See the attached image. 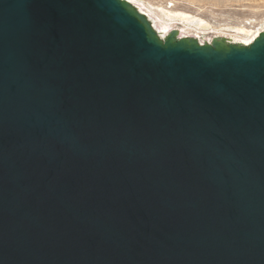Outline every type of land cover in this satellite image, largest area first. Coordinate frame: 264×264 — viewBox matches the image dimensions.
<instances>
[{
	"label": "water",
	"instance_id": "95a60500",
	"mask_svg": "<svg viewBox=\"0 0 264 264\" xmlns=\"http://www.w3.org/2000/svg\"><path fill=\"white\" fill-rule=\"evenodd\" d=\"M0 264H264V33L0 0Z\"/></svg>",
	"mask_w": 264,
	"mask_h": 264
},
{
	"label": "rangeland",
	"instance_id": "374dc122",
	"mask_svg": "<svg viewBox=\"0 0 264 264\" xmlns=\"http://www.w3.org/2000/svg\"><path fill=\"white\" fill-rule=\"evenodd\" d=\"M136 4L164 27L200 42L225 40L233 35L231 28L264 29V0H135ZM161 9L183 12L208 24L204 30L179 20H167ZM222 34V35H220ZM218 35V36H217ZM221 36V37H220ZM230 39V38H229Z\"/></svg>",
	"mask_w": 264,
	"mask_h": 264
},
{
	"label": "bare ground",
	"instance_id": "6f19581e",
	"mask_svg": "<svg viewBox=\"0 0 264 264\" xmlns=\"http://www.w3.org/2000/svg\"><path fill=\"white\" fill-rule=\"evenodd\" d=\"M125 1L136 4L135 0H125ZM161 12L163 13V16L167 20H171V21L179 20L181 22H185L187 24L194 25L195 27H197V29H200V30H204L208 27V24L206 22H203L201 20H198L195 22V21H193L194 20L193 17H191L190 15L183 13V12L170 11L167 9H161ZM257 29H259V28L257 27ZM257 29H255V31H253V30H251L250 27H247L245 25L237 27V28H231L233 35H229V36L225 35L227 37L226 39H228L227 41H225V44L226 45H237V46L247 47V46L251 45L253 43V41L261 33H264V29H262L261 31H258ZM220 35H222V34H220ZM196 36L197 37H195L193 39H195L198 43L203 44V45H211L212 44L209 41L202 43L198 40L199 35H196ZM185 37L189 38L188 35L187 36L185 35Z\"/></svg>",
	"mask_w": 264,
	"mask_h": 264
}]
</instances>
